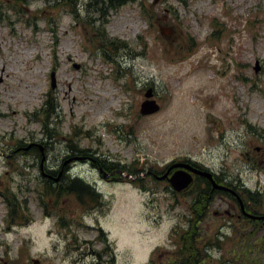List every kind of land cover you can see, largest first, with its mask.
<instances>
[{"label":"rangeland","instance_id":"obj_1","mask_svg":"<svg viewBox=\"0 0 264 264\" xmlns=\"http://www.w3.org/2000/svg\"><path fill=\"white\" fill-rule=\"evenodd\" d=\"M90 1L0 0V264L179 261L193 195L172 193L176 171L146 173L176 161L241 182L264 210V0H128L102 11ZM148 87L161 109L145 116ZM93 156L143 171L110 168L121 179L109 183ZM41 165L90 182L103 203L44 195ZM3 194L25 199L32 221L10 224ZM218 209L201 224V246L210 238L213 264H251L236 251L251 225L226 202ZM255 253L264 264V249Z\"/></svg>","mask_w":264,"mask_h":264},{"label":"trees","instance_id":"obj_2","mask_svg":"<svg viewBox=\"0 0 264 264\" xmlns=\"http://www.w3.org/2000/svg\"><path fill=\"white\" fill-rule=\"evenodd\" d=\"M17 3H21L26 0H14ZM128 0H91L89 2V6L94 7L96 10L102 11L103 7H111V8H117L120 5H123ZM146 11V10H145ZM117 41H113L110 44V47H112L113 51H117ZM119 44H123V42H119ZM53 104L49 101V99L45 100L44 102V110L46 115V123H44V128L47 129V120L49 118L51 109L53 108ZM1 141V137H0ZM20 145L18 151H29L27 150V144H24L23 141H19ZM44 146L43 149H45V146H47L46 143H43ZM35 147V146H34ZM40 148V149H39ZM1 149V148H0ZM36 153L38 157H41L43 155L41 151V146L39 145L38 148H35ZM73 151H80L77 149V147H72ZM23 151V152H24ZM92 164L93 165H100L105 168H120L128 173H131L132 175H139L143 169H134L132 166H128L125 164H119L110 162L106 158L103 157H92ZM193 164H197L196 162L190 161ZM150 171L153 174H159V172L154 171L153 169H150ZM49 174H52V178L48 177L44 180V189L46 196L59 198L63 196H69V195H75L76 198L83 204H86V202L91 203L92 205H98L103 203L102 194L98 193L96 188L90 184V182H85L84 180L75 178L71 179L69 176L61 177L59 180H56L57 177H59V171H49ZM56 176V177H54ZM65 180V181H64ZM140 181H142V177L139 178ZM205 180V179H203ZM70 181V182H68ZM198 185V181H194L188 191H191V194L193 195L191 199V216H188L186 219V228H181V233L178 237V252L180 254L179 261H174L172 264H213V259H211V254L209 252L210 248L205 247L206 245H211L210 238L205 240V243L201 246V243L203 241V231L204 229H200L199 226V218L197 217L196 213L201 209V198L198 196H194V188ZM187 191V192H188ZM186 194V193H185ZM256 196H259L258 194L254 193ZM7 206H8V216L7 219L9 220L10 224H18V223H29L32 221L33 217L29 214V209L26 204V200H18L14 195H8L3 194ZM188 195V194H186ZM250 195H248V198ZM253 199V198H252ZM254 214H259L258 212H254ZM18 221L17 223H15ZM250 230L246 232H240V238L241 242H245V244L240 245L236 248V251L240 256L245 258V255L249 257V263L251 264H260L258 263V259L260 258V255H253V250L255 248H261L264 249V237L260 234L262 231V227L260 226L261 222L257 220H249ZM172 235V234H171ZM217 244L218 240H216ZM254 257V258H253Z\"/></svg>","mask_w":264,"mask_h":264},{"label":"flooded vegetation","instance_id":"obj_3","mask_svg":"<svg viewBox=\"0 0 264 264\" xmlns=\"http://www.w3.org/2000/svg\"><path fill=\"white\" fill-rule=\"evenodd\" d=\"M195 167L206 169L204 167H198L197 165H195ZM94 170L106 178L109 183L120 181V175L118 174L117 169L112 170L110 168H104L100 165H94ZM166 171L167 168L165 169V172ZM175 171H177V168L170 170L168 176H171ZM59 172L60 176L63 177H66L68 174V170L66 168L59 170ZM191 174L193 176L192 182L198 181V185L194 188V196L201 198L200 203L202 206L201 209L196 213L197 217L199 218L200 229H204L201 227V224L208 216L213 215L216 219L224 215V212L219 209L213 210V206L217 204V202H220V204L226 202L229 206V211H233L237 219H245L246 222L251 219L245 213L253 214L254 212H259V210L257 211L254 207L250 206V202L247 200V197L250 193L248 192V188H245L246 186L241 185V182H234L232 178L227 176H219L217 172L212 171L216 183L223 186V188H215L213 183L208 178L196 173ZM165 180L168 181V178ZM187 191L188 188L183 189L181 191V195H185ZM245 191L247 192L245 193ZM234 192L237 193V195L241 198L242 203ZM259 214L264 215V210L260 211ZM257 221L261 222L260 226L264 228V218Z\"/></svg>","mask_w":264,"mask_h":264},{"label":"water","instance_id":"obj_4","mask_svg":"<svg viewBox=\"0 0 264 264\" xmlns=\"http://www.w3.org/2000/svg\"><path fill=\"white\" fill-rule=\"evenodd\" d=\"M258 70H260V66L256 67V71H258ZM52 87L53 88L55 87L54 74H52ZM153 96H154L153 88H149L145 93L146 99L141 104V108H140L141 114L150 115V114L157 113L160 110V105L158 104L156 99L153 98ZM43 160H44V157H43ZM43 160H42V162H43ZM175 167H179V169H177V171L174 173V175H172V177L169 179V181H170L172 187L174 189H176L177 191H181V190L187 188L191 184V182H192L191 172H194V173H197V174H200V175L207 177L211 182H213L215 188H221V186L217 185V183L215 182L211 171L200 170V169L196 168L195 166H193L189 162H177V163L172 164L168 168L167 172L165 174H163L162 176H159L158 178L160 180L164 179L165 177H167L169 171ZM41 171L44 174V176L52 177V175L45 173L43 165H41ZM56 179H58V177ZM243 210H244V208H243ZM247 215L251 219H262V218H264V216H257V215H251V214H247Z\"/></svg>","mask_w":264,"mask_h":264}]
</instances>
